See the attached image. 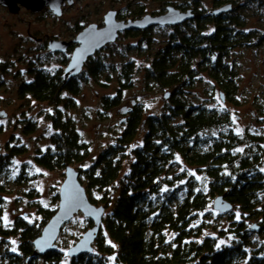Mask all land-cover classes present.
I'll use <instances>...</instances> for the list:
<instances>
[{
  "label": "trees",
  "instance_id": "1",
  "mask_svg": "<svg viewBox=\"0 0 264 264\" xmlns=\"http://www.w3.org/2000/svg\"><path fill=\"white\" fill-rule=\"evenodd\" d=\"M152 1L161 7L156 15L169 6L192 15L190 20L169 26L168 43L143 71L145 82L164 89L166 108L159 115L148 116L134 102L130 108L119 109L118 114L127 117L123 118V133L87 168L79 165L88 158V148L80 142L73 122L58 107L72 108L82 85L90 79L96 81L105 72V51L115 42L90 56L75 77L64 76L70 56L63 55L58 69L30 70L31 79L17 88L20 99L28 97L54 110L48 118L49 145L35 152L34 163L61 176L66 167L74 168L89 203L105 209L92 252L69 258L67 264H264V241L254 249L249 241L250 234L264 232V135L237 134L231 128L229 111L191 106L182 95L183 88L193 85L202 73L220 91V101L222 95L225 102L237 105L236 73L225 60L233 49L250 46L252 36L244 33L245 24L234 15L235 0H211L214 10L205 14L199 10L205 0ZM259 3L264 6V0ZM227 5H231L229 11L215 14ZM145 15L142 8H126L117 12L116 19L135 21ZM155 27L165 26L124 30L117 39H146ZM81 30L77 28L76 33ZM76 47L72 46V52ZM6 68V63H0V84ZM138 68L133 62L120 66L115 94L102 97L103 110L122 103L124 93L133 87ZM35 130L36 125L27 122L23 133ZM5 152L0 153V176L11 159L26 153V149L6 145ZM92 192L100 193L101 198L93 200ZM218 197L231 206L229 212L213 210V201ZM53 199L57 204V193ZM210 204L212 211L231 221L228 231L219 232L234 234L227 246L219 247L217 237L203 235L205 229L198 225ZM37 212L39 223L28 224L20 218L6 228L1 224L0 211L2 243L17 239V251L6 249L2 255L5 264H36L39 259L63 264L64 255L57 249L34 256L33 242L56 209L38 207ZM237 214L239 220H234ZM249 220L254 223L247 227ZM86 221L90 228L92 222Z\"/></svg>",
  "mask_w": 264,
  "mask_h": 264
},
{
  "label": "rangeland",
  "instance_id": "2",
  "mask_svg": "<svg viewBox=\"0 0 264 264\" xmlns=\"http://www.w3.org/2000/svg\"><path fill=\"white\" fill-rule=\"evenodd\" d=\"M259 2L235 0L233 5L237 8L234 15L245 24L244 33H249L253 39L250 46L233 49L225 60L236 73L237 94L234 99L237 105L225 102L224 98L220 101V91L202 73L196 77L193 85L183 88L182 94L191 106L226 109L230 113L231 128L235 133L246 132L256 136L264 135V6L259 5ZM63 5L60 16H55L47 8L35 13L20 5L18 13L11 14L0 6V63L8 65L1 75L0 84V153L6 154V145L9 148L23 146L26 149V153L11 159L0 176L1 224L6 228H10L20 218L28 224L39 223L41 217L37 212L38 207L58 209L53 197L59 193L64 172L61 176L34 163L35 152L49 145L51 124L48 118L54 110L28 97L20 99L17 94L18 86L31 79L30 70L55 71L63 55L71 56L67 49L61 55L49 52L46 43L52 40L70 43L79 34L76 33L79 27L83 29L95 24L101 28L104 16L110 11L116 12L117 16V12L126 8H142L147 15L158 16L156 14L161 10L160 4L152 0H73L71 5L66 2ZM213 8L212 1L205 0L199 10L205 14ZM170 33L171 28L165 26L153 28L147 33L146 39L121 36L105 51V62L108 67H112H106L96 81L90 79L82 85L80 93L73 98L75 105L72 108L58 107L73 122L80 142L88 148V158L79 165L82 169L87 168L103 149L116 143L123 133L126 122H123V118L126 120L127 117L118 114L119 109L130 108L134 102L141 105L144 116H148L159 115L166 108L164 89L153 82H145L143 71L155 54L168 43ZM127 62L139 67V72L133 77V87L124 93L119 106L103 110L102 97L115 94L118 71ZM111 68L116 71L112 72ZM27 122L36 125L33 133H23ZM140 137H137V143ZM261 169L264 172V167ZM91 198L99 200L101 194L92 192ZM234 220L239 219L235 216ZM230 223L228 217L212 211L210 204L207 213L200 216L198 225L205 229L203 235L217 237L220 247L229 245L234 239V234L230 232L219 234L228 231ZM252 223L249 220L247 227ZM88 227L81 212L63 226L56 240L57 251L64 255L63 264L68 263L67 251L81 239ZM1 240L0 264H5L2 255L6 249L17 251V239H6L7 245ZM249 241L252 242V248H256L264 241V232L250 234ZM36 264L49 263L39 259Z\"/></svg>",
  "mask_w": 264,
  "mask_h": 264
},
{
  "label": "water",
  "instance_id": "3",
  "mask_svg": "<svg viewBox=\"0 0 264 264\" xmlns=\"http://www.w3.org/2000/svg\"><path fill=\"white\" fill-rule=\"evenodd\" d=\"M64 2L71 5L73 0H0V6L5 7L11 14L18 13V5H20L35 13L47 8L55 16H60ZM230 9L231 5H227L215 14L227 12ZM165 10L162 15H145L135 21L128 20L127 22L117 21L116 12L110 11L104 16L101 28H98L95 24L83 28L76 38L70 42L77 44V47L73 50L70 60L64 68V76L66 78L77 76L90 56L104 46L114 43L118 38V34L124 30H142L153 26H174L192 18L190 11L182 13L171 6L166 7ZM70 43L52 40L49 42L48 48L52 53H64ZM220 97L223 100V96L220 95ZM164 99H167V95ZM58 199L57 211L33 242L34 256L45 255L56 250V240L61 229L79 212L83 214L84 218L90 220L92 225L86 230L81 239L67 251V256L73 259L91 253L93 250L92 245L100 230L104 207H95L89 203L85 189L79 181L78 171L69 166L64 170V181L60 186ZM213 210L219 213H227L231 210V206L225 203L222 197H218L213 201Z\"/></svg>",
  "mask_w": 264,
  "mask_h": 264
},
{
  "label": "flooded vegetation",
  "instance_id": "4",
  "mask_svg": "<svg viewBox=\"0 0 264 264\" xmlns=\"http://www.w3.org/2000/svg\"><path fill=\"white\" fill-rule=\"evenodd\" d=\"M48 43H49V41H48ZM48 43H46V48H47V50H49L48 49ZM74 45H76V44H70L69 46H68V48H67V51H71V53L70 54H72V46H74ZM50 51V50H49ZM51 52V51H50ZM52 53V52H51ZM56 54V53H55ZM57 55H61L60 53H58ZM71 57V56H70Z\"/></svg>",
  "mask_w": 264,
  "mask_h": 264
},
{
  "label": "snow or ice",
  "instance_id": "5",
  "mask_svg": "<svg viewBox=\"0 0 264 264\" xmlns=\"http://www.w3.org/2000/svg\"><path fill=\"white\" fill-rule=\"evenodd\" d=\"M238 151H242L241 149H238ZM5 219H7V217L5 216ZM237 219H239V214H237ZM221 243H223V241H221ZM113 247H115V245H113ZM13 251H15V249H13ZM111 259H114V257L113 258H111Z\"/></svg>",
  "mask_w": 264,
  "mask_h": 264
}]
</instances>
